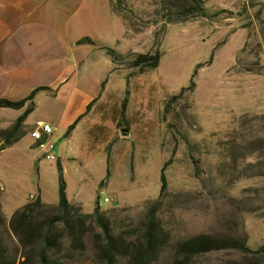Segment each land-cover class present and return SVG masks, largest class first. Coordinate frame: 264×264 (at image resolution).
<instances>
[{"label":"rangeland","instance_id":"obj_1","mask_svg":"<svg viewBox=\"0 0 264 264\" xmlns=\"http://www.w3.org/2000/svg\"><path fill=\"white\" fill-rule=\"evenodd\" d=\"M195 1L201 10L191 0H115L123 17L108 18L118 50L108 90L74 131L52 132L54 161L21 124L13 132L18 118L0 135L19 137L0 151V259L17 264L29 250L9 227L17 209L57 205L58 164L67 200L82 213L99 202L127 239L158 201L168 239L155 264H172L174 244L199 234L244 239L255 253L212 251L191 264H264L255 260L264 246V0ZM156 50L155 69L131 67ZM191 79L193 89L171 100ZM37 120L45 118L30 116L28 131ZM100 191L113 203L103 204ZM68 254L63 248L56 262L95 264L89 241L84 262Z\"/></svg>","mask_w":264,"mask_h":264},{"label":"crops","instance_id":"obj_2","mask_svg":"<svg viewBox=\"0 0 264 264\" xmlns=\"http://www.w3.org/2000/svg\"><path fill=\"white\" fill-rule=\"evenodd\" d=\"M115 3L0 0V99L20 101L45 88L35 93L33 109L21 123L23 132H29L28 119L36 113L54 132L84 115L74 131L88 118L86 107L108 90L114 60L107 49L118 51L108 18L118 24L119 15L123 17ZM27 105L19 110L0 108V135Z\"/></svg>","mask_w":264,"mask_h":264},{"label":"trees","instance_id":"obj_3","mask_svg":"<svg viewBox=\"0 0 264 264\" xmlns=\"http://www.w3.org/2000/svg\"><path fill=\"white\" fill-rule=\"evenodd\" d=\"M191 1L195 2L191 10H201L198 7V1ZM182 13L186 16L187 11ZM199 16L205 17L206 15L200 13ZM107 52L114 60V51L107 49ZM211 58L212 56L210 61ZM159 59L160 54L156 50L153 53L137 54L130 64L131 67L138 69L139 74H142L155 69L158 66ZM193 87L194 83L191 79L190 85L181 89L178 95L172 96L171 100L181 96L185 91H191ZM43 89L45 88L39 87L33 90L28 97L20 101L0 99V108L5 109L19 110L28 103L22 115L18 117L13 132L32 111V99L35 93ZM93 102L86 107L85 114L90 110ZM125 104L126 99L123 100L121 105L123 110ZM83 116L78 117L69 127V131ZM18 138L12 136V138L6 139L4 144L8 146L10 143L17 141ZM56 169L57 205L47 206L37 200L17 209L10 218L9 227L11 232L23 248L29 249L17 264H62L57 263L56 260L58 254L65 247L66 251L69 252L67 256L74 258L77 263H82L86 260V243L88 241L92 245L91 259L95 264H115L120 259H125L126 264H155L158 261L168 239V234L159 225L156 217L158 201L147 208L144 219L140 224L139 233L135 237L127 239L126 233L122 231L115 233L111 229L110 222L105 217L106 211L101 209L98 202H95L92 213H82L78 206L69 203L66 198L61 167L57 164ZM159 181V194H161L166 184L162 174ZM35 247L37 250H35ZM224 250H234L243 256L255 253L245 245L244 239L217 238L199 234L174 244L172 264H191L195 257L212 251ZM256 253L258 258L255 260L258 263L264 262V246L260 247ZM0 264L16 263H7L0 259ZM231 264L244 263L232 262Z\"/></svg>","mask_w":264,"mask_h":264},{"label":"built area","instance_id":"obj_4","mask_svg":"<svg viewBox=\"0 0 264 264\" xmlns=\"http://www.w3.org/2000/svg\"><path fill=\"white\" fill-rule=\"evenodd\" d=\"M53 128L44 122L36 121L29 131L30 138L34 141L35 147L40 152L43 159L47 161H54L55 156L53 154L54 144L50 141L49 136L52 134ZM100 196H104L103 192H99ZM103 204H112L113 200L108 197H103ZM99 206L100 203L98 202Z\"/></svg>","mask_w":264,"mask_h":264},{"label":"water","instance_id":"obj_5","mask_svg":"<svg viewBox=\"0 0 264 264\" xmlns=\"http://www.w3.org/2000/svg\"><path fill=\"white\" fill-rule=\"evenodd\" d=\"M5 147L6 146L4 144L0 145V151L3 150V149H5Z\"/></svg>","mask_w":264,"mask_h":264}]
</instances>
